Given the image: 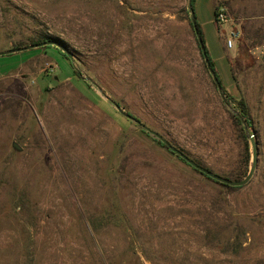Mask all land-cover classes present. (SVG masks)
I'll return each mask as SVG.
<instances>
[{
  "label": "rangeland",
  "instance_id": "1",
  "mask_svg": "<svg viewBox=\"0 0 264 264\" xmlns=\"http://www.w3.org/2000/svg\"><path fill=\"white\" fill-rule=\"evenodd\" d=\"M192 8L221 84L249 109L257 164L234 188L193 172L112 103L238 176L242 131L203 64L188 0H0L1 51L49 37L74 59L55 45L0 55V264H264V0ZM74 77L90 78L102 105ZM248 152L246 174L249 139Z\"/></svg>",
  "mask_w": 264,
  "mask_h": 264
},
{
  "label": "trees",
  "instance_id": "2",
  "mask_svg": "<svg viewBox=\"0 0 264 264\" xmlns=\"http://www.w3.org/2000/svg\"><path fill=\"white\" fill-rule=\"evenodd\" d=\"M192 4H193V0H192ZM191 4V5H192ZM218 7L219 6H216L215 7V10H214V16H215V21H216V16H217V11H218ZM189 24L192 26L191 24V21L189 20ZM197 24V23H196ZM193 28V27H192ZM197 28H198V32L202 38V34H201V31L199 29V26L197 24ZM194 31V30H193ZM46 40H50L49 37H41V38H37L35 40H32L30 43L33 44V43H39V42H43V41H46ZM195 40H196V44H197V47H198V50L200 52V55L204 61V58L202 56V53H201V50H200V47H199V44H198V41H197V38H196V35H195ZM202 41H203V38H202ZM204 43V41H203ZM15 47H19V46H15ZM45 48H48V47H52V46H44ZM40 48L37 49V51L39 50ZM58 52L60 54L63 55V57H66V54L64 52H62L61 50L57 49ZM206 50V48H205ZM206 54L208 56V59H209V62H210V66H211V71L215 73L216 77L218 78V81L220 82V79L216 73V70L214 68V65H213V62L212 60L210 59L209 55H208V52L206 50ZM229 60V63H230V68H231V73H232V78L235 80L236 79V75L234 73V70H233V63L231 61V59H228ZM203 64H205V61L203 62ZM206 66V64H205ZM206 71L210 73V71L208 70V68L206 67ZM211 74V73H210ZM74 74H72L73 76ZM212 77V76H211ZM74 84L80 88H84L85 90V93L86 95L93 100L94 103H99L102 105V103L104 102V100H102V98L97 94L95 93L92 88L90 87V84L85 80L83 79L82 77H74ZM212 83H214L213 81V78H212ZM221 84V82H220ZM79 88V89H80ZM221 88H222V95H223V98L225 99L226 102H229V103H233V107L235 108L236 112L238 113L237 114H231V116L234 118L235 120V123L237 125H239V127L241 128V131H242V137L244 139V150H245V153H244V159H243V164L240 165L242 166L240 172L237 174L238 176L234 179H242L244 177H241L240 178V175H243L244 173L246 174V171H247V168H248V163H249V152H248V139H247V136H245V133H244V127L242 125V119L245 120L248 124H250V119H249V109H248V106L245 102V99L242 97V95H240L239 98L235 99L233 98V96H231L229 93H227L225 87L221 84ZM108 111L110 112V114L113 116V118L115 119H120V118H123V116L121 114H119L114 108H109ZM132 115V114H131ZM135 117V116H134ZM138 119V118H137ZM127 121H129L128 119H126ZM141 133H143L146 137H150V139L154 142H156L157 144H159L161 147H163L167 153L175 156V158L180 161L182 164H184L185 166H187L188 168H190L193 172L197 173V174H200L201 176L205 177L206 179H209L221 186H224V187H230V188H234L236 186H229L227 184H224V183H221V182H218L208 176H206L204 173H202L201 171L195 169L194 167H192L190 164H188L185 160H183L180 156H178L177 154H175L173 151H171L163 142H161L156 136H154L153 134H151L149 131L141 128L140 129ZM173 145V144H172ZM175 146V145H174ZM176 147V146H175ZM178 148V147H177ZM180 149V148H179ZM181 150V149H180ZM183 152V151H182ZM187 155V154H186ZM191 158V157H190ZM193 159V158H191ZM195 162H197L198 164L208 168L209 170L213 171L211 168L205 166L203 163H201V161L197 160V159H193ZM215 172V171H213ZM244 174V175H245ZM224 176V175H222ZM224 177H227V176H224ZM227 178H230V177H227Z\"/></svg>",
  "mask_w": 264,
  "mask_h": 264
},
{
  "label": "water",
  "instance_id": "3",
  "mask_svg": "<svg viewBox=\"0 0 264 264\" xmlns=\"http://www.w3.org/2000/svg\"><path fill=\"white\" fill-rule=\"evenodd\" d=\"M192 0H188V5H189V9H190V21L193 27V30L195 32L202 56L204 58L206 67L208 68V70L211 73V76L213 78V81L217 87V90L219 92H222V88H221V84L218 81V78L216 77L215 73L211 71V66H210V62L208 59V56L206 54V50H205V45L202 41V38L198 32V28H197V24H196V20H195V16H194V11L192 8ZM46 45H55L56 47L60 48L71 60L72 62L74 61L73 59V55L72 53L63 45H61L60 43H58L57 41L54 40H46L43 42H39V43H33V44H29L26 46H21V47H15V48H10L4 51H0V55L3 54H10L13 52H17V51H22V50H26V49H30V48H34V47H42V46H46ZM86 80L91 81L90 78L88 77H82ZM112 103L114 104V106L116 107V109L123 114L126 118L133 120L134 122H136L137 124L141 125L145 130L149 131L151 134H153L154 136H156L161 142H163L171 151H173L175 154H177L178 156H180L183 160H185L188 164H190L192 167H194L195 169L201 171L202 173H204L206 176L227 184L229 186H241L244 185L245 183H247L249 181V179L252 177L255 168H256V164H257V144H256V140L254 138V134L252 133H248L247 137L251 143V147H252V163L251 166L249 168L248 173L245 175L244 178L242 179H231V178H227L224 177L216 172H213L211 170H209L208 168L198 164L197 162H195L193 159H191L188 155H186L184 152H182V150H180L179 148L175 147L174 145H172L168 140H166L163 136H161L159 133H157L156 131L152 130L151 128H149L148 126H146L145 124H143L139 119H137L136 117H134L133 115H131L128 112H125L118 103L112 101ZM235 114L238 115V113L235 111ZM12 146L14 148H16L17 150H21V146H19L16 142H12Z\"/></svg>",
  "mask_w": 264,
  "mask_h": 264
},
{
  "label": "built area",
  "instance_id": "4",
  "mask_svg": "<svg viewBox=\"0 0 264 264\" xmlns=\"http://www.w3.org/2000/svg\"><path fill=\"white\" fill-rule=\"evenodd\" d=\"M227 21V17L225 15V13L223 12L222 9H218L217 11V16H216V22H226ZM239 33L236 32L234 29H231V32H229V36L226 38V46L227 47H232L234 40L236 38H238Z\"/></svg>",
  "mask_w": 264,
  "mask_h": 264
},
{
  "label": "crops",
  "instance_id": "5",
  "mask_svg": "<svg viewBox=\"0 0 264 264\" xmlns=\"http://www.w3.org/2000/svg\"><path fill=\"white\" fill-rule=\"evenodd\" d=\"M240 34V33H239ZM6 50V49H5ZM1 51V50H0ZM2 51H4V50H2Z\"/></svg>",
  "mask_w": 264,
  "mask_h": 264
}]
</instances>
